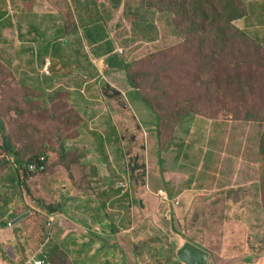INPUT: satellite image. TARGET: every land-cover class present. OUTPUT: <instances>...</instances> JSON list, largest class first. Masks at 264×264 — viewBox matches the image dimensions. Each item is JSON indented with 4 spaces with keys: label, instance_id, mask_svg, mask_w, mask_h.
<instances>
[{
    "label": "rangeland",
    "instance_id": "obj_1",
    "mask_svg": "<svg viewBox=\"0 0 264 264\" xmlns=\"http://www.w3.org/2000/svg\"><path fill=\"white\" fill-rule=\"evenodd\" d=\"M145 1L157 6L164 0H123L116 9L103 2L100 6L105 5L104 17L111 15L109 36L116 52L134 63L133 77L147 102L130 86L124 71L105 68L107 56H100L99 46L87 42L81 27L79 34L67 33L65 15L74 9L71 0H0V146L6 135L22 159L39 153L48 157L45 172L33 177L23 173L26 186L19 188L15 166L10 162L4 166L13 156L0 151L5 157L0 161L2 183L9 185L3 196L12 208L23 202L16 211L29 212L19 221L18 229L26 233L11 252L22 248L26 256L51 254L54 241L58 245L66 239L72 226L78 229L60 213L49 215L40 201L62 204L66 214H74L82 225L83 210L99 201L85 206L86 198L70 196L68 209L67 197L71 192L84 194L75 175L87 173L105 186L98 189L102 208L108 203L107 188L127 184L121 186L126 194L114 199L115 205L121 203L115 210L123 214V221H133V237L129 242L130 231L122 229L113 239L119 257L121 252L129 257L127 251L133 248L134 264H180L177 250L191 241L210 253L209 264H264V46L258 43L252 54V40L234 41L232 25L212 22L222 27L221 36L209 21L205 29V22L193 28L192 14L182 12L174 32L157 15L148 22V34L143 33L134 25V8ZM184 1L189 7L195 2ZM251 1L255 14L264 20L262 2ZM244 3L249 9V0ZM212 8L220 11L204 4L210 17L218 18ZM62 41L69 46L60 49ZM82 68L90 78L100 77L90 84L93 96L105 90L115 100L105 95V105L89 99L86 84L76 87ZM105 81L119 93L108 92ZM69 84L75 92H84L78 96L61 92ZM62 98H70L75 113L86 121L78 127L82 126L81 138L68 140L74 135L66 122L72 111L66 118L62 115L61 106L58 109ZM113 110L118 117H112ZM82 147L96 166L65 165L74 159L62 157L61 151ZM134 167L135 180L130 171ZM160 189L168 193L169 201L161 199ZM101 210L104 219L111 213L108 207ZM82 231L89 230L82 226ZM69 235L80 237L77 231ZM25 241L32 244L24 246ZM250 255L256 259L248 260Z\"/></svg>",
    "mask_w": 264,
    "mask_h": 264
},
{
    "label": "trees",
    "instance_id": "obj_2",
    "mask_svg": "<svg viewBox=\"0 0 264 264\" xmlns=\"http://www.w3.org/2000/svg\"><path fill=\"white\" fill-rule=\"evenodd\" d=\"M122 1L123 0H71L74 9L70 12L68 17L65 15V17L67 18V22H65V26L67 27V33L74 30L77 34H79L77 29L81 27L80 29H82L87 42L90 45L99 46L98 54L100 56H107L105 68H107L109 72L124 71L125 74H127L126 76L130 86L136 91V93L140 96V98L143 99V101H146V97L142 93V88L136 85L133 77L134 74H133L132 66H134V63L128 61L124 56L119 55L116 52L115 44L109 36L107 25L111 19V15L109 14L108 17H104L102 7H104L105 5L103 4L102 7L100 6V3L103 2L108 4V8L111 4L113 6L112 8L116 9L121 6ZM155 1L156 0H153V2ZM204 4L211 5V7H216V8L218 7L220 9L219 12L213 8L211 10V13H214L216 11L218 12L217 14L218 18H211L210 17L211 14H208L205 11ZM186 5L187 4L184 0H164V1H160L157 6H154L151 3L146 4L145 1L142 5L134 8L135 9L134 13L137 16L136 18L137 20L136 22H134V25H136V29L143 31V33L148 34L147 31L149 26L148 22L151 19H154L157 15H159L160 20L164 21L165 23H168L170 28H173V31L171 32H174V27L177 25L179 20L176 17L180 12H182L185 14H192L193 28L194 27L198 28L201 22H205V24H202V27L205 29L207 24L206 21H209V24L211 26L213 25L212 26L213 28L216 27L217 29L216 28L215 29L220 31L222 36L223 35L222 27L213 23L215 21H225L229 25H232L231 28L236 32V34L232 36L233 40L237 41L238 39H241L243 41L249 42V40L251 39L253 44L252 54H256L255 52L258 51L260 44L259 41L251 37L252 32L243 31V29H241L238 25H236L237 21L241 20L247 15V8L243 0H216V3H212L211 0H195V2L193 3V5H191V7H189V5L188 6ZM195 13L197 15H195ZM2 18L3 17L0 15V21L2 20ZM190 30L193 29L190 28ZM248 33L251 35H249ZM72 35H68V36H72ZM147 39L154 40L155 38L147 37ZM201 43L205 45L203 41H201ZM69 44L68 45L64 44V42L62 41V43L59 45V48L62 49L64 45L65 47H68ZM246 44L248 45V51L251 50L250 44L248 43ZM55 49L57 50V48ZM103 86L104 88H106L108 92L111 89L119 93V91H117L119 89H117L114 85H112L108 81H105L103 83ZM102 94L104 95V97L106 95V98L109 97V99L113 98L115 100L114 97L115 95L112 94V92L106 93L104 90ZM60 106L63 111L62 115H65L64 116L65 118L72 111L71 117L67 118L66 122L68 123V125L71 124L70 126L71 130H69V133L75 134L79 125L83 123L81 117L79 116L78 112L75 113L74 111L75 108L73 107L71 102H69L67 99L63 100L62 98V100H60L58 103V109L60 108ZM1 149H4L7 152V154L13 156V160H10V157L6 159L7 162L6 164H4V166H6L7 163L9 162L15 166V172L18 177L19 188L21 186H26V181L24 180L23 173H25L26 175L28 174L30 177H33L39 173L45 172L46 168L48 167V157L44 155V153L36 154L32 157H29L28 159H22L20 154L15 151L14 145L11 144L10 140L7 139L6 135H4L3 144L2 146H0V151ZM85 150L86 149L84 148H80V149L73 148L70 151L68 150L61 151L62 157L67 156V158L69 159L70 158L74 159V161H71L70 163L65 161L64 164L71 168L72 162H74L75 165L85 167L82 163H80V159L84 158L86 155ZM261 152H263L264 155V141L261 144ZM43 156L45 159L44 161H41L40 158ZM4 158L5 157H2L0 154V161L3 160ZM162 163L163 160L159 158V164ZM33 164L36 165L35 170L30 169V166ZM42 166L45 167L43 170L39 168ZM2 168H3L2 164L0 163V176L3 174L2 172L4 171V169ZM90 168H93V166H91ZM92 171L94 174L97 173L95 168ZM130 171L132 172L131 174L132 179L135 180L136 178L135 167L131 168ZM90 176L93 175L91 174L88 175L87 173H84L82 176L80 175V179L77 178L76 180L79 187H81L82 189L81 191L84 193H88L89 190L94 189L93 186H91L90 184L91 181L88 178ZM80 180L83 184H80L81 183ZM62 206H63L62 204H46L44 201H40L41 209L45 210L49 215H53L56 213H63ZM23 233H26V231L25 232L23 231ZM40 257L45 258L46 262H48L49 264H73V262L71 261L68 255V252L58 248L53 249L51 254L48 253L44 254V252H42ZM179 263L181 264L180 261Z\"/></svg>",
    "mask_w": 264,
    "mask_h": 264
},
{
    "label": "crops",
    "instance_id": "obj_3",
    "mask_svg": "<svg viewBox=\"0 0 264 264\" xmlns=\"http://www.w3.org/2000/svg\"><path fill=\"white\" fill-rule=\"evenodd\" d=\"M243 1H245V0H243ZM257 1L262 2L261 4L264 5V0H257ZM253 4H254V2L249 0V9H248V7H246L247 8V15L244 18H242L241 20H239L240 22L243 23V25H241L240 28L243 29V31H250L252 33L256 32L258 34L256 36H254V35L252 36L249 33L248 34L251 35V37L255 38L257 41H259V43L262 46H264V20H263V15L255 14V12L252 8ZM252 16L255 18V20L251 19ZM248 22H256V24L255 25H248ZM79 76H80L78 79L79 82H75L76 83L75 86L78 87V85L80 83H82L83 85L86 84L87 87L85 89V93H88V94L90 93V95L92 97L89 99L96 100L98 102L104 101V103H105L104 95L100 94L99 91L96 90V91H98V95H97V93H95V95H97V96H93L92 92L94 90L92 88H94V87L90 86L91 82H93V81L97 82L98 78H100V77H98V78L97 77L96 78L91 77L90 78L88 72L84 69L82 70V74ZM81 76H83V77H81ZM74 77H75V75H73L71 77V80ZM84 78H85V80H83ZM96 88L98 89V86ZM73 89H75V87L72 86L71 84H69L68 88L66 90L61 91V92L68 93L69 91H71L74 93L75 91ZM80 90H81L80 94L84 92L82 89H80ZM75 93H77V92H75ZM80 94L77 93V96ZM98 96H102V97H98ZM110 99L114 100L113 98H110ZM70 101L71 100L69 98V102ZM105 105H106V103H105ZM98 106H100V105H98ZM112 117L113 118L118 117V115L116 114V112H114V110H113ZM85 123H86V121H84L82 124L84 125ZM80 128L79 129L77 128L76 133L72 137H68V138H72V139H68L69 141L70 140H76V138L78 136L80 138L82 137V132H80ZM79 141H81V140H79ZM85 152L87 153V150H85ZM92 158L93 157H90L86 154L84 158L80 159V163H82V164L91 163V164H88L89 165L88 167L96 166L91 161ZM105 176H107V175H105ZM75 177L80 178V175L76 174ZM88 178L91 181L90 184H91V186H93L94 189L89 190L88 193H84V194L81 193L83 196L80 195L79 193L71 192L70 195H68V197H67L68 209H69V202L72 200V198H70V196L81 197L84 199L86 198V201L84 203L85 206H88V201H89V204L92 206L94 204L92 202L93 200L99 201V205L96 207H92L90 210H88L89 208H85L83 210V212H84L83 215L85 218L82 221V225L80 224V222L75 221L76 217L74 216V214L68 215L63 210V213H60V214L64 215L68 221L73 220L74 221V222L72 221L74 223L73 225L78 226V229L74 228L73 226L71 228H69V231L67 232V235H66L67 236L66 239L57 242L58 245H56L55 244L56 241H54V248H58V249L67 251L71 261L73 262V264H78V263L100 264L103 261H105L103 264H118V262H121V264H134L133 262H135L134 261L135 259L133 257V248L130 249V252H129V250L127 251L128 255L130 254L129 257L128 256L125 258L122 257L123 256L122 252H121V257H119V253L116 252L118 245H117V243H115V241L113 242V239L120 236V233H122V229H126V231H130L126 235L127 240H129V238L132 240V237H133V232H132L133 228L130 227V226H133V221L129 222L127 220V218H125V220L123 221V217H124L123 214L120 212L117 213L115 210L116 208H121V203H119L118 205H115L116 203H115L114 199L116 197L122 196V194H126L125 190H122L121 186L124 187L127 184L126 183H124V184L119 183V184H117L118 188L113 189V187H111V188L106 189L105 193H108V195H105L106 196L105 199L108 201V203H106L105 208L108 207V209L110 210L111 213L110 214L108 213L104 219V217L102 216V210L101 209H103V211H104L105 208L101 207L102 201L99 200V196L102 197V195L101 194L98 195V189L100 187H105V186H100L101 184L96 182L98 177L90 176ZM3 179H4V174H2L0 176V200L1 201L4 200L3 202H0V264H25L29 258L34 257V256L40 257L41 254L37 253V254L32 255V256L31 255L26 256V254L24 253V250L22 248L17 249L16 253L11 252V248H13L14 245H16V240H18L17 242H19V239L21 238V234H24L23 231L21 232L20 229H18L19 228V222L15 223L14 225L12 224V221H14V219H16L17 217H19L23 214L22 209L20 211H16V208L19 209L22 207L21 204L23 202L16 204V207L12 208L13 204H11L10 201L5 200L3 194L5 195V192L8 191L9 185L3 184L2 183V182H4ZM129 180H130V178H129ZM16 202H17V200H16ZM5 203L7 204L6 207H4L6 205ZM2 207H4V209L2 210V213H1ZM133 212H134V210L132 208L130 211L131 220H132ZM61 220H62L61 222H63L64 224L67 223L66 220H63V219H61ZM82 226H83V229H86L89 231H86V232L82 231L81 232ZM97 228H101L102 231H104V232L98 233V232L92 231V230L97 229ZM72 231H77L78 236H80V237L78 239H76V235H69L70 232H72ZM71 236H73L74 239L70 240L69 238ZM109 239L112 240L111 243H109V241H108ZM131 240H129V242H132ZM21 241H24V240L21 239ZM27 243L32 244L31 242L25 241L23 243V245L26 246ZM69 243H71V244H69ZM194 243L199 246V244L197 242H194ZM4 247H7L9 250L7 252H5ZM200 247H201V245H200ZM250 256L251 257H249V258L247 257L248 260L252 261V259H256V257H253V255H250ZM262 257L263 256H260V258H262ZM46 264H49V263L46 262Z\"/></svg>",
    "mask_w": 264,
    "mask_h": 264
},
{
    "label": "water",
    "instance_id": "obj_4",
    "mask_svg": "<svg viewBox=\"0 0 264 264\" xmlns=\"http://www.w3.org/2000/svg\"><path fill=\"white\" fill-rule=\"evenodd\" d=\"M29 212L19 216L12 224L18 223L24 219ZM177 258L183 264H209L210 253L204 248L191 241H186L178 250Z\"/></svg>",
    "mask_w": 264,
    "mask_h": 264
},
{
    "label": "built area",
    "instance_id": "obj_5",
    "mask_svg": "<svg viewBox=\"0 0 264 264\" xmlns=\"http://www.w3.org/2000/svg\"><path fill=\"white\" fill-rule=\"evenodd\" d=\"M46 69H47V67H46ZM47 72H48V69H47ZM44 156L43 157H41L40 158V160L41 161H44ZM41 170H43L45 167L44 166H42V167H39ZM30 169L31 170H35L36 169V165H31L30 166ZM158 195L161 197V199H163V200H165V201H169V195H168V193L165 191V190H163V189H160L159 191H158ZM25 264H46V259L45 258H40V257H36V256H34V257H31V258H29L27 261H26V263Z\"/></svg>",
    "mask_w": 264,
    "mask_h": 264
}]
</instances>
